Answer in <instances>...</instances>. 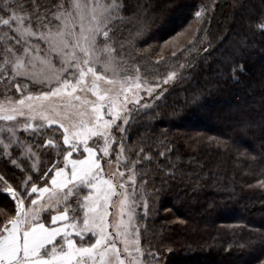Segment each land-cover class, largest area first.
Segmentation results:
<instances>
[{
    "label": "snow or ice",
    "instance_id": "6c2138e0",
    "mask_svg": "<svg viewBox=\"0 0 264 264\" xmlns=\"http://www.w3.org/2000/svg\"><path fill=\"white\" fill-rule=\"evenodd\" d=\"M142 11L131 0H0V195L15 204L0 224V264H165L132 224L137 208L150 211L138 189L155 195L157 180L163 188L192 177L172 141L146 136L138 151L126 141L137 118L160 119L154 102L183 74L152 83L124 60L126 42L143 35ZM128 25L135 33L126 37ZM245 28L235 36L238 52L252 47L253 33L264 36V15ZM117 204L128 222L113 226Z\"/></svg>",
    "mask_w": 264,
    "mask_h": 264
},
{
    "label": "trees",
    "instance_id": "16d2710c",
    "mask_svg": "<svg viewBox=\"0 0 264 264\" xmlns=\"http://www.w3.org/2000/svg\"><path fill=\"white\" fill-rule=\"evenodd\" d=\"M131 3L143 6L144 31L128 46L135 51L145 46L146 60L192 25L205 23L203 45L184 60L189 67L180 68L182 77L163 85V97L154 102L160 119L133 122L130 147L138 151V141L150 143L146 136L166 138L180 154L181 172L192 177L163 188L157 180L155 195L147 189L152 217L146 245L159 248L165 264H259L264 260V187L259 186L264 180V36L253 33L252 47L243 52L235 50V36L264 15V0ZM202 6L211 10L197 18ZM129 32L134 35L133 25L126 37ZM251 84L258 87L255 96L247 89ZM230 105L237 110L221 116ZM13 215L15 204L0 195V224Z\"/></svg>",
    "mask_w": 264,
    "mask_h": 264
},
{
    "label": "rangeland",
    "instance_id": "374dc122",
    "mask_svg": "<svg viewBox=\"0 0 264 264\" xmlns=\"http://www.w3.org/2000/svg\"><path fill=\"white\" fill-rule=\"evenodd\" d=\"M204 26L205 23L204 22L201 23L200 21L199 23L192 25L183 35L171 39V41L165 42L166 48L162 49L161 47L162 50H160L159 53L157 52V54L154 55L151 60L148 59L146 60L144 56L146 53V50H144L145 46L142 48L143 50L141 49L139 51H135L133 48L130 49L127 43L126 53L123 54L124 60L129 63L134 61L135 64L140 67L142 77L146 78L148 82L155 83L158 79L162 80L163 78H165L167 76L168 71H172V70L179 71L180 68L178 66L184 64V60L190 54L197 52L201 48V46L203 45V41L200 40V35L204 30ZM173 51L176 52V56H173L171 54ZM247 89H249V91L252 92V95L255 96L258 87L255 84H251ZM9 95H11L13 99H18L20 96L19 93L15 92L14 88L11 90ZM251 99L253 100V97ZM0 103H5L4 89H0ZM236 110H237L236 106L230 105L226 107V109H223L220 114L221 116L222 114L227 115L230 114L231 112H235ZM164 121L169 126L172 123V118L170 119L164 118ZM216 121H220V116L217 117ZM4 124H5L4 121H0V126H4ZM184 126L187 125L185 124ZM131 131L132 129H130V132ZM126 147H130V141H126ZM114 169L115 166L113 167V170ZM138 191L145 192V198H147V201L149 203L150 211L147 217H144L143 209L137 208L136 210L137 216L135 219H133L132 224L140 228L141 244L145 249H147L148 247L146 245V239H147V234L151 229V217H152V204L150 200L151 195L148 193V190L138 189ZM47 198H48V194H45L44 199ZM113 200L115 201L116 198L114 197ZM30 207L31 205L29 202L27 206L23 208V210L28 211ZM167 211H170L169 207L164 209L165 213ZM109 212H110L109 221L113 226L119 223L121 219H123L125 223L128 222V218L126 214L124 215L123 218L121 217L120 208L118 204L115 207L110 208ZM44 214L45 213H42V215ZM177 219L178 218H175V220ZM120 246L122 247V245Z\"/></svg>",
    "mask_w": 264,
    "mask_h": 264
}]
</instances>
